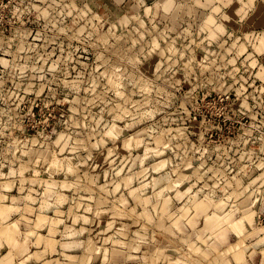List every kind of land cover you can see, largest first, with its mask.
Masks as SVG:
<instances>
[{"label":"rangeland","instance_id":"1","mask_svg":"<svg viewBox=\"0 0 264 264\" xmlns=\"http://www.w3.org/2000/svg\"><path fill=\"white\" fill-rule=\"evenodd\" d=\"M163 1L0 0V264H264V0Z\"/></svg>","mask_w":264,"mask_h":264},{"label":"bare ground","instance_id":"2","mask_svg":"<svg viewBox=\"0 0 264 264\" xmlns=\"http://www.w3.org/2000/svg\"><path fill=\"white\" fill-rule=\"evenodd\" d=\"M163 2H165V0H164ZM161 4H162V2H161ZM163 5H164V4H163Z\"/></svg>","mask_w":264,"mask_h":264}]
</instances>
